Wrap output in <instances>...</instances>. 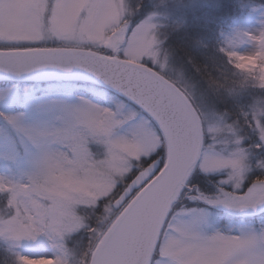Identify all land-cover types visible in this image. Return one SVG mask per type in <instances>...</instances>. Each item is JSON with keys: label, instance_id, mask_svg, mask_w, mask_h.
I'll list each match as a JSON object with an SVG mask.
<instances>
[{"label": "rangeland", "instance_id": "374dc122", "mask_svg": "<svg viewBox=\"0 0 264 264\" xmlns=\"http://www.w3.org/2000/svg\"><path fill=\"white\" fill-rule=\"evenodd\" d=\"M195 1L145 0V12L132 25L139 0H0V48H8L9 41L29 42L39 32L43 47L90 49L150 65L177 82L193 102L202 128L195 170L223 173L221 183L230 177L235 183L243 180V173L235 175L239 170L235 162L242 164L247 179L264 166V159H254L258 166H252L253 155L245 143L247 129L256 136V147L264 145V90L232 71L238 86L253 89L237 120L187 81L164 46L166 14L171 9L168 3L173 8L190 7ZM261 33L264 4L242 1L239 14L220 30L219 42L221 48L250 50L261 43L251 37ZM242 59L256 67L260 54ZM0 113L19 117L12 125L0 116L1 253L13 255L18 264H80L67 237L87 225L97 199H104L96 213L99 223L114 210L111 201L126 187L125 179L139 167L140 159L164 146L161 134L128 100L79 81L0 83ZM190 186L182 197L189 204L173 208L172 223H191L201 236L264 231L261 211L212 207L206 208L204 218L193 216L190 209L205 206L190 199L198 194ZM97 231L92 228L89 233ZM158 242L156 264H193L198 250L195 234L159 233Z\"/></svg>", "mask_w": 264, "mask_h": 264}, {"label": "water", "instance_id": "95a60500", "mask_svg": "<svg viewBox=\"0 0 264 264\" xmlns=\"http://www.w3.org/2000/svg\"><path fill=\"white\" fill-rule=\"evenodd\" d=\"M44 48L51 53L46 59L93 68L111 77L114 87L101 84L90 73L78 68L71 71L36 70L20 75L0 72V81L60 80L95 84L139 108L152 120L163 138L165 158L159 170L153 174L159 161L151 159L130 177L126 187L111 201V206L116 209L127 199L100 235L87 261V264H148L160 233L159 227L152 222V216L163 210L165 202L173 195V189L179 186V178L173 174L176 149L174 145L170 148L169 133L143 101L148 97L162 99L168 106L173 122L179 123L182 129L181 172H190L200 156L202 128L199 116L188 97L175 83L146 64L90 49ZM134 189L135 192L130 196ZM117 234L122 236L125 245L131 249L126 256L117 254L111 247V241Z\"/></svg>", "mask_w": 264, "mask_h": 264}, {"label": "trees", "instance_id": "16d2710c", "mask_svg": "<svg viewBox=\"0 0 264 264\" xmlns=\"http://www.w3.org/2000/svg\"><path fill=\"white\" fill-rule=\"evenodd\" d=\"M242 1L264 4V0H196L190 7L178 4V7L173 8L174 5L172 6L168 3L171 9L166 14V30L164 35V46L174 63L183 72L187 81L205 92L208 98L213 100L217 108L226 111L230 118L237 120H239L240 112L244 108L247 109L248 102H250L249 95L253 89L251 86H246L245 89L236 83L237 77L233 75L234 73L226 62V57L220 51L219 32L225 24H228L234 16L239 14ZM147 6L148 3L145 0H139L137 14L132 19V25L138 20L139 17L137 16L145 12ZM171 81L183 91L177 82ZM7 82L11 81H0L1 84ZM187 97L193 105L190 97ZM245 134L248 136L245 143L250 146V153L253 155L250 159L251 164L252 166H258L254 162L264 159V145L260 148L256 147V136L250 134V131L247 129L245 130ZM158 150V154L153 153L146 159L141 158L139 167L127 176L125 180L130 179L138 169L142 168L155 157H159V165H162L165 158V147L161 146ZM254 159L255 161H253ZM190 172L191 176L188 178L190 185L196 186L203 193L214 195L217 192V187L224 186L220 181L223 173H205L196 171L195 168ZM248 177L244 182V187H247L249 183L255 180L263 179L264 174H261V168L258 166V168L249 173ZM134 192L135 189L132 190L130 196ZM102 200L104 199H97L91 216L86 218L87 225L69 234L66 239L67 245L72 247L76 254H79L78 256L81 259L80 264H87L89 255L100 235L127 199L99 223L96 213H100L99 204ZM179 204L187 206L189 203L183 201L181 198L176 202L175 206ZM253 218L254 221L257 220L256 217ZM92 228H98V231L95 234L89 233ZM80 251L82 252L80 253ZM0 264L18 263L13 255L3 254L0 251Z\"/></svg>", "mask_w": 264, "mask_h": 264}, {"label": "snow or ice", "instance_id": "6c2138e0", "mask_svg": "<svg viewBox=\"0 0 264 264\" xmlns=\"http://www.w3.org/2000/svg\"><path fill=\"white\" fill-rule=\"evenodd\" d=\"M50 55L51 53L43 47V37L39 32L31 41L26 43L9 41V47L0 50V72L20 75L36 70L71 71L78 68L90 73L101 84L110 88L114 87L111 77L105 73L98 72L93 68H85L79 64L73 66L66 61L57 62L45 58ZM51 103L56 104L58 102L52 101ZM143 103L150 107L153 115L157 117L165 131L169 133L170 148L174 145L176 149V164L173 167V174L178 176L179 186L173 189V195L165 202L163 210L158 214L154 213L152 216V222L159 227L160 233L167 232L169 235L179 233L195 234L198 240V250L193 264H264V248L261 247V245H264V231H261L259 235L252 234L248 236L221 234L219 232L211 236H201L193 232L191 223L176 225L170 221L169 216L176 202L191 187L188 179L191 172H181L182 129L179 123L173 122L168 106L162 99L148 97ZM0 116H4V119L12 125H15L19 119V117L8 116L3 113H0ZM22 131L24 130L22 129ZM260 147L262 145H258V148ZM233 166L239 169L235 173L236 176H241L243 173V180L232 183L230 177L228 181H222L224 186L219 188L212 196L204 195L197 190L198 194L190 197V199L203 204L205 208L190 209L189 212L193 216L204 218L207 216L206 208L212 207H225L234 211L264 212V182H253L244 187L247 172H244L239 161L235 162ZM158 170L159 164L154 169L153 174ZM261 174H264V166L261 167ZM111 247L120 255L126 256L131 252L120 234L113 237ZM158 248L159 242L153 249L148 264H156ZM237 257L241 258L237 259Z\"/></svg>", "mask_w": 264, "mask_h": 264}, {"label": "clouds", "instance_id": "9594fccd", "mask_svg": "<svg viewBox=\"0 0 264 264\" xmlns=\"http://www.w3.org/2000/svg\"><path fill=\"white\" fill-rule=\"evenodd\" d=\"M255 42L258 39L261 43L254 46L250 50H233L231 48H221L220 51L226 57L227 63L231 70L246 79L253 82V84L264 90V33L261 36L251 37ZM260 54V63L256 67H249L242 57L255 56Z\"/></svg>", "mask_w": 264, "mask_h": 264}]
</instances>
